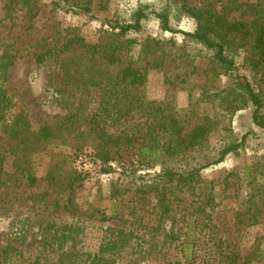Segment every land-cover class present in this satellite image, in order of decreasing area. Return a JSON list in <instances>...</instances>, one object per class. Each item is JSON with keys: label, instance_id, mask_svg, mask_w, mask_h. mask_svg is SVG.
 Returning <instances> with one entry per match:
<instances>
[{"label": "rangeland", "instance_id": "1", "mask_svg": "<svg viewBox=\"0 0 264 264\" xmlns=\"http://www.w3.org/2000/svg\"><path fill=\"white\" fill-rule=\"evenodd\" d=\"M12 1L7 14L0 0V55L7 48L15 56L0 79L8 98L0 109V264H264V129L253 123L249 102L231 108L232 78L211 68V52L180 33L158 30L153 17L139 32L124 37L110 32L107 20L128 18L141 4L159 10L155 0ZM203 1L187 0L194 7ZM167 6L172 29L195 30L181 0ZM237 9L227 19L248 22L250 16ZM74 37L106 46L118 42L138 65L145 62L139 59L144 40L158 39L165 66L148 69L142 86L118 85L125 101L112 107L102 97L120 66L79 44L61 50ZM225 44L234 73L245 76L264 102V66L256 67L252 37ZM49 49L54 54L38 63L36 54ZM130 99L138 102L122 112L126 122L118 125L114 110ZM139 102L185 115L187 130L206 119L213 127L202 145L153 165H140L134 148L121 151L108 163L112 171L104 173L107 164L96 159L95 143L84 133L86 114L109 111L104 125L117 135L145 122ZM73 113L77 116L70 118ZM18 117L37 135L49 127L52 137L36 135L34 144L12 137L7 127L21 126ZM243 136L236 151L214 163L222 148ZM22 164L35 184L21 177ZM205 164L194 183L166 184L170 211L161 214L156 176ZM76 174L80 180L71 192L68 184ZM197 219L196 230H190ZM254 220L259 223L243 224Z\"/></svg>", "mask_w": 264, "mask_h": 264}, {"label": "trees", "instance_id": "2", "mask_svg": "<svg viewBox=\"0 0 264 264\" xmlns=\"http://www.w3.org/2000/svg\"><path fill=\"white\" fill-rule=\"evenodd\" d=\"M161 7L159 10L154 8H147V4H141L135 8L128 18H111L106 21L110 32H115L118 37H124L128 34L136 33L142 30L143 22L153 17L157 22L158 30L162 32L180 33L183 35L185 41L195 45H200L204 49L211 52V64L212 69L217 66L222 70V73L232 78L233 88L230 93L234 95L235 102L231 105V108L236 109L238 106H233L235 103H247L249 102L253 106L252 121L258 127L264 129V102L260 94L254 90L253 86L247 80L245 76L237 75L234 73V61L227 55V47L225 42L230 38L241 37L246 39L252 37L253 48L256 54V67L264 66V0H256L255 2H239L238 0H204L201 7L191 6L187 0L182 1V8L184 12L190 15L196 21V28L192 32H186L181 30H174L169 26V12L168 4L169 0H155ZM13 4L12 0H5L6 13L10 14V5ZM143 5V6H142ZM145 6V7H144ZM144 7V8H143ZM233 7L238 8L240 14H248L250 20H228L227 16L231 13ZM101 42L96 44H89L83 38L74 37L67 40L61 50H68L72 45L79 44L80 48L90 53L92 56L100 55L106 64L112 66H120L116 76L112 79L114 85H109L108 96L105 97L103 93V99L107 102L110 100L113 102L111 105L115 107L118 105V101L124 100L117 88L118 85L124 84L130 87H139L144 84L146 74L150 68L163 69L165 51L163 42L158 39H146L142 44L140 50L139 59H144V64L138 65L137 60L131 58L128 55L129 50L121 46L118 42L109 45H100ZM60 50V51H61ZM157 52L159 54H157ZM54 54L53 50H46L42 53L36 54V61L43 63L45 59ZM15 56L8 52L5 48L0 55V79L6 75L7 69L12 64ZM219 74H217L218 76ZM239 99V100H238ZM125 101V100H124ZM8 98L0 86V109L3 111ZM138 102V99L124 102L125 108H116L114 110V120L119 121L118 125H123L126 119L125 111L134 110V104ZM142 108L146 111L145 122L142 125H135L132 128L127 127L123 129L119 134L115 135L106 129L104 117L109 116V111H105V114L97 110L86 114L87 128L84 133L88 136L91 135L96 150L95 157L97 160L107 166H103L104 173L112 171L110 163L115 156L121 151L135 149L136 161L142 165L147 166L162 162L165 159H170L179 154L185 153L187 150L196 146L202 145L208 133L212 129V123L208 120H204L201 123H197L191 130H187L186 120H183V116L173 113H164L165 107H162L156 103H144L139 102ZM138 107V106H137ZM131 108V109H130ZM3 116V115H2ZM1 116V118H2ZM77 114H71L70 118L76 117ZM19 118L21 126L18 123H14L7 127L10 130V135L15 138H20L23 143L31 140V143L37 142V136L48 139L52 137V131L49 127H44L39 135L30 132L28 130L27 122ZM37 135V136H36ZM31 138V139H30ZM244 136L238 143H233L225 146L221 149L219 158L214 162H221L226 155L237 150L239 145L244 141ZM208 167V165H202L199 167H193L188 171H179L174 168L164 169L156 176L154 189L158 197L157 203L161 208V214L166 215L169 211V194L167 191L171 189L172 183L178 185H189L198 180L200 172ZM125 170H131L128 167ZM18 171L23 179L27 181L29 185L36 183L37 178L33 175L32 171L27 165H21ZM132 173V172H131ZM79 174H76L68 184L69 191H73L75 186L78 185ZM167 184V185H166ZM203 196V195H202ZM197 199V198H196ZM199 199V198H198ZM70 201V200H69ZM197 222H191L189 225L190 230H194L197 226ZM259 222L254 220L253 222H243V224L255 225ZM196 230V229H195ZM63 264V262H59Z\"/></svg>", "mask_w": 264, "mask_h": 264}]
</instances>
